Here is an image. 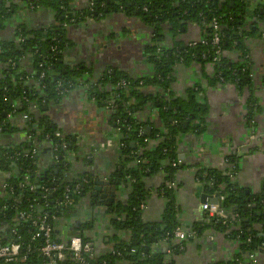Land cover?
Segmentation results:
<instances>
[{"label": "trees", "instance_id": "trees-1", "mask_svg": "<svg viewBox=\"0 0 264 264\" xmlns=\"http://www.w3.org/2000/svg\"><path fill=\"white\" fill-rule=\"evenodd\" d=\"M91 9L74 8L72 0H0V30L5 23L24 5L30 9L45 8L52 13L54 22L47 28L28 29L22 24L17 27L13 37L0 40V133L14 134L24 131L29 139L40 136L48 144L54 141L53 134L58 125L42 115V107L55 103L61 98L64 89L76 86L84 89L86 96L100 107L114 105L109 114V124L119 128L123 135L120 147V160L108 174V179L116 187L128 188L123 199L115 200L105 206V215L112 234L104 233V243L110 250L88 259L89 264H175L166 260V253L156 246L165 240L174 254L182 252L179 244L171 241L174 228L179 224L178 207L174 199V189L168 188L166 181H174L176 172L184 167L179 158V139L182 134L193 132L201 134L205 130L209 111L207 101L199 102L198 94L203 91L200 84L187 87L183 96H176L171 90L174 81V65L180 60L184 65L204 64L211 61L214 48L211 44L212 20L218 24L221 47L235 53L236 60L221 58L214 63L213 72L207 77L208 85L231 82L238 92L247 91L245 101L247 124L251 123L256 109L257 97L252 79V61L245 44L246 39L260 37L261 23L264 22V2L255 0H91ZM63 5V7H61ZM65 7V8H64ZM146 8V10L143 9ZM110 12H121L127 17L139 18L151 29L149 43L145 47L147 61L152 66L150 76L131 78L117 68H107L95 81L85 79L91 70L84 64L67 66L62 54L73 43L67 37L63 23L79 25L89 19H101ZM71 19V20H70ZM188 23L200 26L203 42L193 45L177 40L178 34L186 30ZM171 35L172 45H165V31ZM264 40V39H263ZM31 56L32 71L27 73L21 61ZM42 63V66H39ZM44 73L42 78L39 77ZM264 84V77L261 80ZM61 88L57 89V84ZM152 88L146 91V88ZM6 98V100H4ZM33 104L40 106V114L29 111ZM145 106H152L158 113L163 131L154 129L147 136L145 121H140L136 113ZM16 109L13 116L26 113L23 126L15 125L6 115ZM12 116V117H13ZM36 123V127L32 125ZM40 130L39 134L37 133ZM48 135V136H47ZM161 140L153 148H148L147 139ZM69 149H74L71 135L65 137ZM132 143V145H131ZM28 141L2 146L0 145V172H7L6 187L0 193V239L3 242H22L24 259L16 264H43L44 257L38 255L40 239L31 240L36 231L32 220L45 215L52 226V236L57 237L55 217L72 214L76 205L89 197L92 208L99 203L97 198L89 196L96 175L87 167L92 163L93 155L88 153L81 159L85 170L75 172L67 159L65 151L57 152V159L50 166L41 167L38 156L20 155L17 159L19 173L11 167L13 155L27 147ZM89 155V157H88ZM228 164L224 168H198L195 177L211 192L223 195L221 207L226 213L238 215L239 230L226 231L219 218H208L196 226V233L213 228L238 242L239 251L231 262L242 260L246 252L264 254V192L250 195L245 188L231 179L227 171L237 172V159L227 155ZM138 161L137 163L134 161ZM180 162L173 165V163ZM163 173V182L157 189L165 199L161 220L145 222L142 220L140 204L146 201L149 190L145 179L157 173ZM28 175L29 183L39 178V190L30 191L21 186ZM177 186V184H176ZM47 189V190H46ZM68 189L71 206H64L62 194ZM51 194V197L49 195ZM250 204L249 210L240 205ZM238 205L237 208H234ZM24 211L27 215L19 217ZM54 216V218H52ZM247 218L248 221L243 219ZM93 216L81 221L70 235H77L83 241H89L86 230L93 227ZM121 233V234H120ZM29 245V250L25 247ZM56 264H75L64 260ZM208 264H227L211 262Z\"/></svg>", "mask_w": 264, "mask_h": 264}, {"label": "crops", "instance_id": "crops-1", "mask_svg": "<svg viewBox=\"0 0 264 264\" xmlns=\"http://www.w3.org/2000/svg\"><path fill=\"white\" fill-rule=\"evenodd\" d=\"M89 0H72L74 8L82 9L88 5ZM263 3L264 0H255ZM51 12L45 8L27 9L20 6L18 12L5 23L0 30V40L14 36L21 24L28 29L47 28L54 22ZM90 26L84 29L78 25H69L67 37L73 43L64 49L63 63L67 66L84 64L91 70V74L85 79L95 81L107 68H117L125 72L131 78L150 76L152 66L147 61L145 47L150 41L151 29L139 18L127 17L121 12H110L101 19H89L86 22ZM83 25V23H82ZM165 33V45L172 44L171 35ZM200 31L196 25H190L186 31L178 36V40L188 42L199 37ZM245 44L250 52L252 61V79L257 97L258 109L252 120L256 138L248 139L250 130L246 120L245 101L247 91L238 92L231 82L208 85L207 77L213 72V65L209 63H191L189 65L178 64L174 67V81L171 90L176 96H183L184 90L195 84H200L203 91L198 94L199 102L207 101L209 111L207 124L201 134L187 132L182 134L178 151L183 155L184 167L175 174L177 184L174 189V199L178 207L177 219L186 230L195 231L197 225L206 220L205 214L200 209L199 196L203 193H211L202 182L196 180L195 172L200 168H224L223 158L234 155L237 159V172L235 180L245 188L250 195L264 192V40L260 37L248 38ZM226 57L235 59L234 53L226 52ZM23 69L30 73L33 69L31 56L27 55L21 61ZM211 69V73H210ZM0 65V75L2 74ZM152 88H146L150 91ZM47 110H42L45 119L56 123L59 130L71 135L75 153L71 159V167L75 172L85 170L79 154L92 153V163L87 167L96 179L108 175L120 160V148L117 146L116 135L109 124V111L100 107L93 99L86 96L83 87L76 86L65 90L61 98L55 103L47 105ZM140 121H145L151 130L163 131L161 119L152 106H145L136 113ZM206 118V119H207ZM10 119V118H9ZM14 125L23 126L20 116L11 117ZM2 134L0 133V136ZM114 137V143L108 145V139ZM15 144L26 139L24 131L12 134ZM156 140L150 139L148 148L156 145ZM38 150L39 164L47 167L53 164L50 145L44 139L32 143ZM0 145H7L6 140L1 139ZM104 145L103 147H101ZM7 177V173H0V183ZM164 174L159 172L145 179V186L149 190V196L142 210V220L156 222L161 220L165 205V199L158 194L157 189L163 182ZM118 197L127 194L126 189L119 190ZM89 197H84L72 214L63 216L56 224L57 235H70L72 225H77L91 216L98 220V231L86 230L85 235L93 242L97 253L104 254L106 249L101 243L100 236L110 228L106 222L105 206L98 204L92 208ZM250 204H248L249 206ZM104 220V222L102 221ZM106 224V227H105ZM74 226V227H75ZM196 236L184 241V249L178 254L171 255L170 260L175 264H208L211 262H226L234 264V255L239 251L238 242L228 238L225 233L213 228L197 230ZM104 248V249H103ZM156 248L165 250V244L159 243ZM165 252V251H164ZM252 264H264V254L257 252ZM122 264V263H119Z\"/></svg>", "mask_w": 264, "mask_h": 264}, {"label": "built area", "instance_id": "built-area-1", "mask_svg": "<svg viewBox=\"0 0 264 264\" xmlns=\"http://www.w3.org/2000/svg\"><path fill=\"white\" fill-rule=\"evenodd\" d=\"M91 5H92V1L89 0L87 6H89L90 9H91ZM61 7H63V5ZM27 9H28V7H27ZM143 9L146 10L145 7H143ZM69 23L70 22H65V23H63V26L68 27L70 25ZM192 24L196 25L199 28L200 34H199V37L197 39L192 40V41H188V42H184V43H187L190 45H193L196 42H203V40H204L202 38L201 29H200L199 25H197L195 23H188L186 26V29L188 26H190ZM211 27L213 30L212 38H211V44L215 48H214V55L211 58V61L206 62V63H209V64L214 66V63L218 62L221 58H226V59H229V58L226 57L227 51L221 47V39H220V35L218 34L219 27H218V24H217L215 19L212 20ZM182 33H184V32H182ZM182 33L177 35V37H176L177 40H178V36L181 35ZM260 38L264 39V22L261 23ZM171 45H169V46H171ZM236 58H237V56H236ZM236 58L234 60H236ZM231 60H233V59H231ZM178 64H183V63L180 60L178 63H176L174 65V67ZM39 66H42V63H39ZM173 74H174V70H173ZM43 76H44V73L42 72L39 75V77L42 78ZM59 88H61L60 83L57 84V89H59ZM65 90L66 89H64V91ZM4 100H6V98H4ZM104 108L106 110H108L109 114H110L114 109V105H113V103L108 104V105L104 106ZM29 109H30L29 111H31L37 115L40 114V106H38L36 104H33L32 106H30ZM15 112H16V109L14 108L12 111H10L6 115V118L7 119L11 118L15 114ZM18 116L21 117V119L23 121V125H24L26 120L29 121V116L26 113L20 112V115H18ZM246 120H247V118H246ZM253 124H254V120H251V123L248 124V129L250 130L248 139L250 141H254V139L256 138L255 130H253V126H254ZM32 125L34 127H36V123H32ZM111 128L116 135V140H117L116 144L120 148L123 145V142H122L123 135L119 131V128H117V127H111ZM39 132H40V130H38L37 133L39 134ZM143 132L144 131L141 129L139 134H142ZM25 135H26V133H25ZM66 136L67 135L62 133L60 130H56L53 134L54 141L49 143V145H50V149H51V153H52V157H53L54 161H56V159H57L56 153L59 151H65V153L67 155V159L70 161V163H71V159H73L75 156V153L72 151V149H69L67 146V142L65 141ZM37 138L39 140H37ZM25 140L28 141L27 147H25L23 149L22 153L16 152L13 155L14 161L12 162V164H16L17 167H18V164L16 161H17L18 157H20V155H23V156L30 155L32 157L38 156V150L32 143L38 142L41 140L44 141V138L37 136L33 140L32 139L30 140L29 136L26 135ZM154 140L157 141L156 142V144H157L158 141L161 139H160V137H157ZM144 141L148 145V143L150 142V139L145 138ZM29 143L31 145H29ZM112 143H114V137L111 136V138L108 139V145L112 144ZM7 145H11V144H7ZM103 146L104 145H102L101 147H103ZM86 154H88V152H83V153L79 154L80 159H82V157ZM88 157H89V155H88ZM134 161L136 163L138 162L136 160H134ZM178 162H180V160L173 163V165H175ZM223 163L228 164V160H227L226 156L223 158ZM12 164H11V167H12ZM230 169H231V167L227 171V175L231 179H234L236 172L232 173V171ZM18 171H19V168H18ZM0 173H7V172H0ZM24 179H25V182L21 183V186H27L30 191H37L40 189V188H37V185L34 182L29 183L28 175H26L24 177ZM102 179L107 180L108 175H104ZM196 180H198V179L196 178ZM166 185L168 188H172V189L176 188L175 180L174 181H166ZM6 186H7V184L5 183V180L0 183V193H1V190L3 189V187H6ZM126 191L128 192V188H126ZM61 197H62V201H63L64 206L68 207V206L72 205V201L70 200L68 189L65 190V192L62 194ZM124 197H125V195L121 198L118 197V199H123ZM211 197L217 198L218 203L212 204V203H209L207 201L205 203L200 204V209L205 214L206 219H208V218H210V219H212V218L221 219L222 223L226 226V231H228V232L231 231L232 229H235V230L238 229L239 230V228H238L239 227L238 215L226 213L221 207L220 203H221V200L223 198V195L220 192H211ZM140 208H141V210H143L145 208V202L140 204ZM26 215L27 214L24 211H21L19 213V217H24ZM52 218H54V216H52ZM61 218H63V216L55 217V219L57 221ZM32 222H33L34 226L36 227V231L33 233L31 240L40 239V246L37 249V253H38V255L44 257L43 264H56L57 262L64 261L66 259L69 261H72V263H75V264H89L88 259L93 258V257L98 255V253L95 252L94 245H93V242L91 240L83 241L81 239V237H79L77 235H66V236H64L62 234L57 235L56 238H53L52 226H50V224L47 222L45 215L36 216L32 220ZM194 236H196V233L194 230L188 231L182 225H178L174 228V230L172 232L171 241L179 244V248L183 250L184 249V241L187 240L188 238H193ZM161 242H163L165 244V250L164 251H165L166 256H167L165 261H168V259H170L171 255H174V251H172L170 248H168V245H167L165 240L160 241L159 243H161ZM29 247L30 246L27 245L25 248L29 250ZM23 248L24 247H23L22 242H14V241L3 242L0 239V264H16V263H19L20 261H22L24 259L23 255H22V249ZM256 255H257V252H246L243 255L244 258L242 260H237V262L235 264H252L255 261ZM124 263L125 262L123 261L122 264H124Z\"/></svg>", "mask_w": 264, "mask_h": 264}, {"label": "water", "instance_id": "water-1", "mask_svg": "<svg viewBox=\"0 0 264 264\" xmlns=\"http://www.w3.org/2000/svg\"><path fill=\"white\" fill-rule=\"evenodd\" d=\"M23 1H27V0H23ZM28 1H32V0H28ZM50 18H52V13L51 15L49 14ZM90 26V23L87 21L83 22V25L82 24H79L78 27L82 28L84 27V29H86L87 27ZM48 107L47 106H43L42 107V110H47ZM207 118V117H206ZM48 120V119H47ZM208 120V118H207ZM144 134L145 135H149L150 134V131H149V127L148 126H145L144 128ZM1 139L3 140H6L7 144L10 142L12 143L13 141V138H12V134H2L1 136ZM37 140H39L37 138ZM182 141V139L180 138L179 139V144L180 142ZM29 145H31L29 143ZM132 145V143H131ZM179 158L180 160H182L183 158V155L182 154H179ZM12 167H13V171L18 174L19 171H18V167L16 166V164H12ZM39 181L40 179L39 178H36L34 179V183L37 185V188H39ZM122 187L119 186V190H121ZM89 196H93V197H96L97 198V202L100 204V203H104L105 206H110L115 200L118 199V192H117V188L115 186V184H112L111 181L109 179L105 180V179H95L93 181V187H92V190L91 192L89 193ZM49 197H51V194L49 195ZM209 202V203H212V204H215V203H218V199L217 198H212L210 197L209 194H206V193H203L199 196V202L200 204L201 203H205V202ZM238 205H235L234 208H237ZM240 208H243L244 210H249V206L248 204H243V205H240L239 206ZM244 221H248L247 218H244L243 219ZM74 226L75 225H72L71 226V229H74ZM262 250H260L261 252Z\"/></svg>", "mask_w": 264, "mask_h": 264}, {"label": "rangeland", "instance_id": "rangeland-1", "mask_svg": "<svg viewBox=\"0 0 264 264\" xmlns=\"http://www.w3.org/2000/svg\"><path fill=\"white\" fill-rule=\"evenodd\" d=\"M210 73H211V69H210ZM104 222V220H102ZM106 222H107V219H106ZM98 220L97 219H94V222H93V227L90 229V231H98ZM105 227H106V224H105ZM106 232H108L109 234H112L114 232V230L112 228H109ZM121 234V233H120ZM103 235L100 236V245L101 243L104 245V248L106 249V251L108 252L110 250V246L109 244L107 245L106 243H104L103 241V238H102ZM99 247V245L97 244V246L94 248L95 249V252L97 253V248ZM103 248V249H104Z\"/></svg>", "mask_w": 264, "mask_h": 264}]
</instances>
